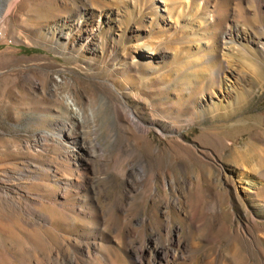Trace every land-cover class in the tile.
I'll return each instance as SVG.
<instances>
[{
    "label": "rangeland",
    "instance_id": "374dc122",
    "mask_svg": "<svg viewBox=\"0 0 264 264\" xmlns=\"http://www.w3.org/2000/svg\"><path fill=\"white\" fill-rule=\"evenodd\" d=\"M0 32V264H264V0H0Z\"/></svg>",
    "mask_w": 264,
    "mask_h": 264
},
{
    "label": "bare ground",
    "instance_id": "6f19581e",
    "mask_svg": "<svg viewBox=\"0 0 264 264\" xmlns=\"http://www.w3.org/2000/svg\"><path fill=\"white\" fill-rule=\"evenodd\" d=\"M261 49L264 50V43H262L260 45ZM67 106L68 108L70 109V111L72 110V112L75 114V116L77 115L78 117H81L82 116V112L81 110L76 106V104L74 103V100L69 97L68 100H67ZM135 118V117H134ZM61 123V122H60ZM74 125V124H73ZM70 126V125H69ZM66 127V126H65ZM63 126V129H62V134L59 136L60 137V140L63 141L64 143H69V144H72L73 147H77L78 151H86V147L84 145V143L82 141H80L76 136L72 135V131L70 130H73L72 127L71 129H67ZM62 128V127H61ZM69 128V127H68ZM76 134V133H75ZM179 228V227H178ZM177 229V228H176ZM170 243V242H169ZM166 247V246H165ZM166 250V249H165ZM74 260L71 261V263L73 264ZM77 263H78V260H77ZM76 264V263H75Z\"/></svg>",
    "mask_w": 264,
    "mask_h": 264
},
{
    "label": "built area",
    "instance_id": "2783aa9c",
    "mask_svg": "<svg viewBox=\"0 0 264 264\" xmlns=\"http://www.w3.org/2000/svg\"><path fill=\"white\" fill-rule=\"evenodd\" d=\"M3 37V35L1 34V32H0V38H2Z\"/></svg>",
    "mask_w": 264,
    "mask_h": 264
}]
</instances>
